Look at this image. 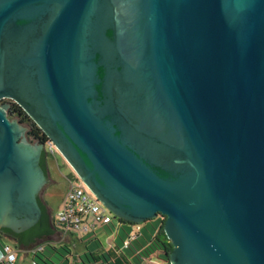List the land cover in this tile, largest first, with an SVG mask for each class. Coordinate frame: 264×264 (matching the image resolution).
I'll return each mask as SVG.
<instances>
[{
  "label": "water",
  "instance_id": "water-1",
  "mask_svg": "<svg viewBox=\"0 0 264 264\" xmlns=\"http://www.w3.org/2000/svg\"><path fill=\"white\" fill-rule=\"evenodd\" d=\"M4 99L169 264H264V0H0ZM28 132L0 105V230L42 215Z\"/></svg>",
  "mask_w": 264,
  "mask_h": 264
},
{
  "label": "trees",
  "instance_id": "trees-1",
  "mask_svg": "<svg viewBox=\"0 0 264 264\" xmlns=\"http://www.w3.org/2000/svg\"><path fill=\"white\" fill-rule=\"evenodd\" d=\"M8 116L11 119H17L20 123L26 124L29 127L28 136L39 141L40 144L46 145L50 139L27 115V113L17 104H12L8 110ZM49 158L53 155L47 153ZM44 161L42 160V165ZM72 178V177H71ZM70 178V179H71ZM120 223L115 247L105 249L101 240L100 247L97 246L95 250H90L87 247V252L84 253V258L79 257L80 262L74 263L71 261V249L66 245H52L45 244L43 250L34 255L38 264H133L134 260L141 262L143 260L151 259L153 256L163 258L165 264H169V255L173 250L171 242L168 240L164 232V223L166 218L158 215L157 220H147L143 225L138 227V232L133 240H130L127 247L125 241L129 239L137 224L128 223L117 219ZM109 228V235L113 234L115 225L113 222L106 225ZM57 230L54 220L46 217V219L39 222L34 227L27 230L22 236L24 240L20 244H12L14 248H30L38 239L53 234ZM11 233L10 230H5ZM13 234V233H12ZM19 237L18 235H15ZM21 236V235H20ZM11 242L8 241L3 234H0V250L3 246ZM5 264V263H0Z\"/></svg>",
  "mask_w": 264,
  "mask_h": 264
},
{
  "label": "rangeland",
  "instance_id": "rangeland-1",
  "mask_svg": "<svg viewBox=\"0 0 264 264\" xmlns=\"http://www.w3.org/2000/svg\"><path fill=\"white\" fill-rule=\"evenodd\" d=\"M17 120V119H14ZM23 126L29 127L26 124ZM28 141L32 144L38 143L37 141L31 139L28 136ZM47 150V148H46ZM47 167L49 169L51 175V184L46 188L44 191L43 197L47 202V209L50 210L51 219L54 220L57 230L44 242H39L37 245L31 246L30 248L26 249L23 247L15 248L17 250V263L16 264H30V252L37 248L43 247L45 244H52L56 246L66 245L71 249V261L74 263H79V257L82 256L84 258V253L87 252V247L90 250H95L97 246L100 247V242L104 245L105 249H109V245L112 244L113 238L109 237V232L105 231L104 226H98L95 231L90 232L89 234L84 232L78 231H66L65 229L59 227L56 224V215L60 211L62 206L63 199L67 193L69 187V180L72 177L73 179H77V175L67 163V161L63 158V156L59 153V151L55 150L54 155L52 158H49L47 162ZM154 220V219H153ZM157 218H155V221ZM113 222L116 224V228H119V221L114 219ZM144 224V223H143ZM143 224H138L134 228L136 232H138V227ZM117 236V231L115 233V237ZM12 245V244H11ZM13 246V245H12ZM163 258H159L156 255L153 256L151 259L143 260L141 262H137L134 260L133 264H160L163 263Z\"/></svg>",
  "mask_w": 264,
  "mask_h": 264
},
{
  "label": "built area",
  "instance_id": "built-area-1",
  "mask_svg": "<svg viewBox=\"0 0 264 264\" xmlns=\"http://www.w3.org/2000/svg\"><path fill=\"white\" fill-rule=\"evenodd\" d=\"M47 153L54 155V143L50 140L46 144ZM115 219L114 215L103 205V203L89 190V188L79 179L71 178L69 187L63 199L60 211L56 215V224L66 231H78L89 234L98 226L110 225ZM138 229V228H137ZM136 236V231L132 232L129 239L125 241V247L130 240ZM43 250V247L30 252V264H38L34 255ZM17 250L9 244L0 250V263L16 264Z\"/></svg>",
  "mask_w": 264,
  "mask_h": 264
},
{
  "label": "flooded vegetation",
  "instance_id": "flooded-vegetation-1",
  "mask_svg": "<svg viewBox=\"0 0 264 264\" xmlns=\"http://www.w3.org/2000/svg\"><path fill=\"white\" fill-rule=\"evenodd\" d=\"M15 102H13L12 100H10V99H4V100H1L0 101V105L2 106V105H6V106H8V110L10 109V107L12 106V104H14ZM16 104V103H15ZM18 105V104H17ZM38 142V144H40L39 143V141H37ZM42 160L44 161V163H43V165H42ZM49 161V157H48V155H47V150H46V145H45V147L43 148V151H42V153H41V158H40V165H41V167H42V169H43V171L45 172V175H46V183H45V185L43 186V188L41 189V191H40V193H39V195H38V201H39V204H40V207H41V210H42V215H41V218H40V220H39V222H41L42 220H44V219H46V217H48V218H50V216H49V213H48V211H47V202H46V200H45V198L43 197V195H44V193L45 192H43L44 191V188H45V186L47 185H49V184H51V175H50V172H49V169H48V167H47V162ZM38 222V223H39ZM37 223V224H38ZM36 224V225H37ZM10 230L11 231V233H7L5 230ZM26 232V231H25ZM25 232H16V231H14V230H12V229H8V228H3V229H1L0 230V234H3L4 235V237L8 240V241H10L11 242V244H20L23 240H24V238H23V234L25 233ZM13 233V234H12ZM15 235H18L19 237H16ZM21 235V236H20Z\"/></svg>",
  "mask_w": 264,
  "mask_h": 264
},
{
  "label": "crops",
  "instance_id": "crops-1",
  "mask_svg": "<svg viewBox=\"0 0 264 264\" xmlns=\"http://www.w3.org/2000/svg\"><path fill=\"white\" fill-rule=\"evenodd\" d=\"M113 224H114L115 227H116V224H115L114 222H113ZM104 227H105V231H106V232H109V228L106 227V226H104ZM116 231L118 232V229H115L114 233L111 234V236L109 237V239H110V238H113V242H112V244L109 245V249L115 247V243H116V242H115V241H116L115 233H116ZM160 264H163V263L160 262Z\"/></svg>",
  "mask_w": 264,
  "mask_h": 264
}]
</instances>
